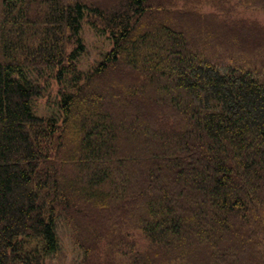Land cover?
<instances>
[{
    "label": "trees",
    "instance_id": "16d2710c",
    "mask_svg": "<svg viewBox=\"0 0 264 264\" xmlns=\"http://www.w3.org/2000/svg\"><path fill=\"white\" fill-rule=\"evenodd\" d=\"M205 3L0 0V264L58 254L60 222L75 264H264V25ZM85 21L113 44L87 73ZM27 70L71 85L61 126Z\"/></svg>",
    "mask_w": 264,
    "mask_h": 264
},
{
    "label": "rangeland",
    "instance_id": "374dc122",
    "mask_svg": "<svg viewBox=\"0 0 264 264\" xmlns=\"http://www.w3.org/2000/svg\"><path fill=\"white\" fill-rule=\"evenodd\" d=\"M204 1L209 2L205 3L203 8V12L205 13H216L218 12V8L224 7L225 9H233V17L238 20L248 19L249 21H257L264 25V10L241 7L235 0H233L235 3H225L224 6L220 4V0ZM81 35L85 42L86 49L77 60V63L78 68L83 71V73H87L105 58L106 54L113 48V44L108 34H102L101 32L96 31V29L87 21L83 24ZM26 76L36 79V81L38 80L43 85L42 95L36 98L33 103L35 114L44 117L45 119L53 117L58 118L61 126L63 120V112L60 107L61 96L62 93L71 89V85L69 83L58 81L51 71H46L42 78H38L35 72L27 70ZM63 219H66L65 216ZM58 232L62 241V249L58 254L49 257L42 264H75L79 251L75 249L73 245L69 227L64 222H60ZM132 235L133 237L129 236L130 241L135 240L137 248L144 250L147 246V240L145 239L143 232L136 230ZM131 254V250L125 248L123 252L117 255V260H119V258L128 259Z\"/></svg>",
    "mask_w": 264,
    "mask_h": 264
}]
</instances>
